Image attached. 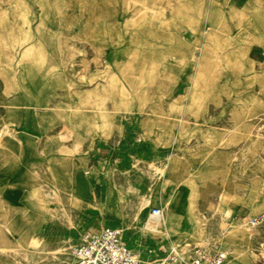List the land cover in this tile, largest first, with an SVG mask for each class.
<instances>
[{"label": "rangeland", "instance_id": "374dc122", "mask_svg": "<svg viewBox=\"0 0 264 264\" xmlns=\"http://www.w3.org/2000/svg\"><path fill=\"white\" fill-rule=\"evenodd\" d=\"M1 175L0 264H264V0H0Z\"/></svg>", "mask_w": 264, "mask_h": 264}, {"label": "built area", "instance_id": "2783aa9c", "mask_svg": "<svg viewBox=\"0 0 264 264\" xmlns=\"http://www.w3.org/2000/svg\"><path fill=\"white\" fill-rule=\"evenodd\" d=\"M152 214L159 216L161 211L154 209ZM153 251L149 250V255ZM223 254L201 256L192 264H225ZM157 255L144 258L125 241L123 232L117 228L105 227L97 231L84 232L79 242L72 248L70 258L60 264H158Z\"/></svg>", "mask_w": 264, "mask_h": 264}, {"label": "bare ground", "instance_id": "6f19581e", "mask_svg": "<svg viewBox=\"0 0 264 264\" xmlns=\"http://www.w3.org/2000/svg\"><path fill=\"white\" fill-rule=\"evenodd\" d=\"M159 216H162L161 214L159 215ZM262 217H264V214H263V216ZM259 223H261V221L259 222ZM163 225V221H160L159 219H158V216H154L153 214H150V219L146 222V224H145V227L147 228V229H149V230H154V231H157L158 229H159V227L160 226H162ZM256 225H254V227H255ZM244 228L246 229L247 227H246V225H244ZM245 232V231H244ZM244 234V233H243ZM245 236V235H244ZM243 237V236H242ZM246 237V236H245ZM247 238V237H246ZM245 238V239H246ZM225 257H226V254H224V253H222ZM174 264V263H173ZM243 264H254L253 263V261H252V257H251V255H247V253H246V255H245V257H244V262H243Z\"/></svg>", "mask_w": 264, "mask_h": 264}, {"label": "crops", "instance_id": "0c3cea01", "mask_svg": "<svg viewBox=\"0 0 264 264\" xmlns=\"http://www.w3.org/2000/svg\"><path fill=\"white\" fill-rule=\"evenodd\" d=\"M10 182L11 180L9 181L8 176H0V197H2L3 199H9L7 195H13V192L10 187Z\"/></svg>", "mask_w": 264, "mask_h": 264}]
</instances>
